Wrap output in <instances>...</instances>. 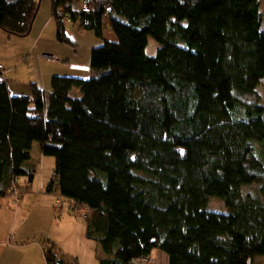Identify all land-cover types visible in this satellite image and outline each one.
Wrapping results in <instances>:
<instances>
[{"label":"trees","instance_id":"obj_1","mask_svg":"<svg viewBox=\"0 0 264 264\" xmlns=\"http://www.w3.org/2000/svg\"><path fill=\"white\" fill-rule=\"evenodd\" d=\"M39 1L0 0V29L25 36ZM50 2L59 42L75 45L70 22L103 43L88 71L54 76L50 93L32 83L12 94L0 73V199L33 191L38 143L56 160L47 192L86 211V239L108 255L100 264L264 257L260 0ZM211 198L225 210H208ZM42 245L47 264H83Z\"/></svg>","mask_w":264,"mask_h":264},{"label":"rangeland","instance_id":"obj_2","mask_svg":"<svg viewBox=\"0 0 264 264\" xmlns=\"http://www.w3.org/2000/svg\"><path fill=\"white\" fill-rule=\"evenodd\" d=\"M260 2L264 31V0H260ZM51 16L52 5L50 0H42L40 10L29 35L18 36L0 31V63H2L7 70L6 75L7 78H9V88L15 92L19 91L16 93H23L26 95L31 94V84L36 83L37 80L42 87L47 86L51 89L47 90L48 93H50L53 89L52 79L54 73H64L61 72L62 70L60 69H62V66L64 65L68 66L69 61L72 59L74 61H84L87 59L90 61L93 48L100 46L103 43V41L96 37L93 32L79 31L78 27L70 22H67L66 24V32L75 45L59 42L57 40V27ZM49 23H51L50 26L46 29L43 37H40L39 39L38 36L40 31L46 28ZM107 36L108 38H112L109 34H107ZM159 47L160 45L153 38H150L147 53L150 56H155ZM47 55L54 56V59L44 63L42 56ZM57 60H60L61 63L58 64ZM54 62H56L59 67L58 65L56 66ZM78 76L89 77V75L84 74H79ZM18 81L19 83H16ZM15 86L19 87V89L15 90ZM258 91L261 96V102L264 104V84L258 88ZM31 155L32 158L29 162V166L31 165L36 170L33 193L26 195L21 199V203L25 201L26 209L34 212L35 216H40L41 220L39 221V226L42 227L44 231H47L43 232L42 235L37 234L35 236L36 241L42 244L45 239L54 240L60 247L56 252L58 256L59 254H66L69 257H77L78 259L80 257L84 261L81 262L83 264H89L91 258L94 260V255L108 257L98 243L89 240L87 241L84 237V215L86 211L76 212L72 215L69 212V206L66 201L63 203L61 201L59 202L62 209L58 210L56 209V207L59 206V203H57L58 197H55L54 195L55 199L52 201V207L54 206L55 208H53L54 213L56 212L55 216H51V218L49 217L48 221L45 220L47 215L44 211L40 210V205L43 201V198L40 197L41 192H45L53 180L56 160L54 157L42 155L38 143L34 144ZM19 183L22 184L23 180H19ZM0 200V202H4L5 207L7 208V210L3 209L1 214L4 215H1L0 217L1 240L7 224L10 223L13 218L12 211L16 210V207L12 204V199H10V197L2 198ZM208 210L221 212L225 210V206L221 200L211 198L208 204ZM25 216L26 212L24 213L23 218ZM28 216L29 214H27V217ZM28 220L29 222H26V220L20 221L18 227H22L23 231L36 229L37 225L35 219L32 217L31 220ZM13 254L18 256L22 253H20V250L15 249ZM142 261L143 263L141 262L140 264H144V262L145 264H151L155 260L150 262L145 260ZM255 264H264V257L258 258L255 261Z\"/></svg>","mask_w":264,"mask_h":264},{"label":"crops","instance_id":"obj_3","mask_svg":"<svg viewBox=\"0 0 264 264\" xmlns=\"http://www.w3.org/2000/svg\"><path fill=\"white\" fill-rule=\"evenodd\" d=\"M50 24L51 23H49L47 25V27L44 28L45 30L42 29L40 31L39 36H38L39 39H40V37H43L46 29L50 26ZM0 31H4V30L0 29ZM4 32H6V31H4ZM37 46H38V44H37ZM43 62L47 63L48 61L47 62L43 61ZM54 63L57 66L61 62L59 60L57 62L58 64L56 62H54ZM89 64H90V61L88 59L84 60V61H74L72 59L69 61L68 66L64 65V66H62V69H60V70H62L61 72H64V73H57L56 72V73H54L53 77L56 75H59V74H62V75L67 74L68 75L70 73H74V71L71 69L72 66L73 67H88ZM58 67H59V65H58ZM65 71H68V72H65ZM16 83H19V81ZM36 84H38V86L44 91L45 90L46 91L51 90L47 86L42 87L38 80L36 81ZM14 88H15V90L19 89V87H17V86H15ZM11 92H12V94H23V93H16L19 91L15 92V91L11 90ZM13 92H15V93H13ZM31 193H33V191ZM54 195L55 194H53V193H48L47 190L45 192H41L40 198H43V201L40 205L41 208L40 207L39 208H40V210H42L46 213L47 218H45V220H47V221L49 220V217L50 218H51V216L54 217L55 213H56V212L54 213V210H53L54 206L52 207V201H53V199H55ZM55 197H57V195H55ZM5 198H7V197H5ZM10 199H12V204L16 207V210L12 211L13 218H12L11 222L7 224L6 229H5V233L3 234V238L0 240V264H47L45 257H44L43 245L41 243H38L35 239V236L37 234L42 235L43 232H47V231H44V229L39 226V224H40L39 221L41 220L40 216H35L34 212L28 211L29 209L28 210L26 209L25 201L21 203V200H18L15 197H10ZM3 209L7 210L4 202H0V217H1V215H4V214H1ZM25 212H26V216L23 218ZM27 214H29L28 217H27ZM32 217H33V219H35V223L37 225L36 229H34V230L28 229L27 231L26 230L23 231L22 227H18V223L20 221L26 220V222H29L28 219L31 220ZM85 232H86V225H85V231H84V237L86 238ZM33 234H35V235H33ZM4 244H5V246H4ZM15 249L20 250V253H22V254L15 256V254H13V251H15ZM153 257H154L153 259L155 261L152 262L151 264H169L168 257L162 252H154ZM100 258H101V255H94V260H92V258H91V261L89 264H100V261H99ZM79 259L81 262H84L80 257H79Z\"/></svg>","mask_w":264,"mask_h":264},{"label":"built area","instance_id":"obj_4","mask_svg":"<svg viewBox=\"0 0 264 264\" xmlns=\"http://www.w3.org/2000/svg\"><path fill=\"white\" fill-rule=\"evenodd\" d=\"M83 9H84V11L85 12H89V8H88V6L85 4L84 5V7H83ZM52 59H54V56H42V60L43 61H45V62H47V61H50V60H52ZM71 69H73V70H79V71H88V68H86V67H71ZM5 72V67L2 65V64H0V73H4ZM142 263H143V261H142ZM145 263V262H144Z\"/></svg>","mask_w":264,"mask_h":264},{"label":"water","instance_id":"obj_5","mask_svg":"<svg viewBox=\"0 0 264 264\" xmlns=\"http://www.w3.org/2000/svg\"><path fill=\"white\" fill-rule=\"evenodd\" d=\"M41 2H42V0L39 1V6H38L37 11H36V13H35V16H34V19H33L32 26H31L29 32H28L25 36L29 35V34L31 33V31H32L33 24H34V22H35V20H36V17H37V15H38L39 10H40Z\"/></svg>","mask_w":264,"mask_h":264}]
</instances>
